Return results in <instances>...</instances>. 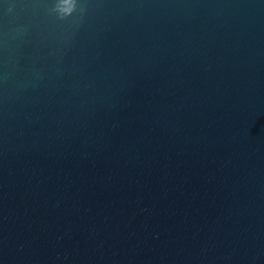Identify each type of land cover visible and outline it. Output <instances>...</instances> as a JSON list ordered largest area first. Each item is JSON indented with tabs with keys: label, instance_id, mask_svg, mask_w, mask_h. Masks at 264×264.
Returning <instances> with one entry per match:
<instances>
[{
	"label": "water",
	"instance_id": "obj_1",
	"mask_svg": "<svg viewBox=\"0 0 264 264\" xmlns=\"http://www.w3.org/2000/svg\"><path fill=\"white\" fill-rule=\"evenodd\" d=\"M0 264H264V0H0Z\"/></svg>",
	"mask_w": 264,
	"mask_h": 264
}]
</instances>
